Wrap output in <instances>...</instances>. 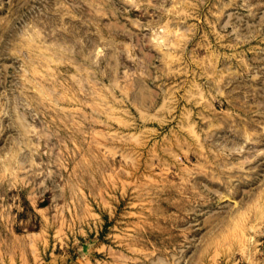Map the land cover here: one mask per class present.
Returning a JSON list of instances; mask_svg holds the SVG:
<instances>
[{
	"label": "rangeland",
	"instance_id": "1",
	"mask_svg": "<svg viewBox=\"0 0 264 264\" xmlns=\"http://www.w3.org/2000/svg\"><path fill=\"white\" fill-rule=\"evenodd\" d=\"M0 264H264V0H0Z\"/></svg>",
	"mask_w": 264,
	"mask_h": 264
},
{
	"label": "bare ground",
	"instance_id": "2",
	"mask_svg": "<svg viewBox=\"0 0 264 264\" xmlns=\"http://www.w3.org/2000/svg\"><path fill=\"white\" fill-rule=\"evenodd\" d=\"M39 39H40V38H39ZM29 42H30V41H29ZM159 44H160V42H159ZM161 46H162V45H161ZM161 46H160V47H161Z\"/></svg>",
	"mask_w": 264,
	"mask_h": 264
}]
</instances>
